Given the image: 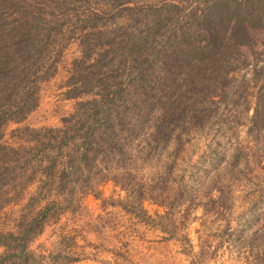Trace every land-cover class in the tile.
I'll use <instances>...</instances> for the list:
<instances>
[{
    "label": "trees",
    "instance_id": "obj_1",
    "mask_svg": "<svg viewBox=\"0 0 264 264\" xmlns=\"http://www.w3.org/2000/svg\"><path fill=\"white\" fill-rule=\"evenodd\" d=\"M253 29H264V0H0V264H75L73 235L44 249L31 242L60 214L84 212L105 181L124 191L113 201L132 221L189 253L192 209L222 215L228 205L221 188L203 198L185 188L174 156L192 130L240 123L244 80L229 73ZM57 75L70 110L57 125L23 123ZM249 120L264 133V82ZM222 241L198 237L192 258L209 259Z\"/></svg>",
    "mask_w": 264,
    "mask_h": 264
},
{
    "label": "rangeland",
    "instance_id": "obj_2",
    "mask_svg": "<svg viewBox=\"0 0 264 264\" xmlns=\"http://www.w3.org/2000/svg\"><path fill=\"white\" fill-rule=\"evenodd\" d=\"M150 1L154 0H136V4ZM252 38V47L242 48L243 59L229 73L244 80L240 87L248 109L240 112V123L194 129L174 156L175 178L185 188L197 198L221 188L228 205L222 215L203 212L200 205L192 209L193 217L183 229L191 243L189 253H184L174 239H161L163 233L132 221L114 203L125 195L111 181L100 184L99 196H84V212L75 218L62 213L48 223L31 247L42 243L43 249L48 248L59 236L73 235L72 250L81 256L75 264H247V256L264 262V133L249 129L258 87L264 82V29H253ZM74 50L72 42L65 50L66 60ZM59 79L54 76L42 85L39 104L23 123L57 125L59 114L70 110L73 100L63 97L65 87L58 86ZM16 125L6 124L4 138L10 140V130ZM33 189L34 184L29 185L24 197L4 210L19 208ZM143 206L150 213L163 209L148 201H143ZM2 217L3 212L0 221ZM211 233H218L223 241L212 250V257L196 263L192 256L198 249V237L202 240ZM216 237L210 238L212 244Z\"/></svg>",
    "mask_w": 264,
    "mask_h": 264
},
{
    "label": "crops",
    "instance_id": "obj_3",
    "mask_svg": "<svg viewBox=\"0 0 264 264\" xmlns=\"http://www.w3.org/2000/svg\"><path fill=\"white\" fill-rule=\"evenodd\" d=\"M90 195L88 194V195H86V197H89Z\"/></svg>",
    "mask_w": 264,
    "mask_h": 264
}]
</instances>
